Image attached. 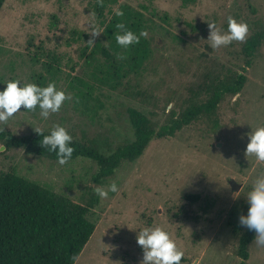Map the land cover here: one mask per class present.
I'll return each mask as SVG.
<instances>
[{
	"label": "rangeland",
	"instance_id": "1",
	"mask_svg": "<svg viewBox=\"0 0 264 264\" xmlns=\"http://www.w3.org/2000/svg\"><path fill=\"white\" fill-rule=\"evenodd\" d=\"M100 1L7 0L0 13V90L10 80L41 87L55 83L71 100L48 119L38 107L21 108L1 130L22 138L61 125L72 141L115 150L131 138L130 110L144 113L148 126L159 129L192 104L206 103L216 83L244 73L243 47L264 30V0H109L103 14L96 10ZM124 5L145 17L153 55L140 77L126 79L114 92L93 80L87 60L93 46L86 42L97 30L94 45L105 43L103 22ZM229 17L247 24L246 40L212 49L208 23L226 32ZM246 75L239 95L226 96L215 113L197 118L175 137L154 139L137 162H124L100 185L93 179L98 166L90 160L62 165L2 143L0 171H15L84 205L98 199L89 216L96 230L76 264H141L136 237L146 227L170 234L184 253L181 264H241L239 241L248 229L239 217L247 214L255 180L264 176V162L245 154L247 134L264 126V42ZM70 76L95 84L96 113L78 105ZM232 179L241 186L238 191L230 186ZM113 182L117 192L106 199L96 194L97 187L107 190ZM249 250L247 264H264V246L254 241Z\"/></svg>",
	"mask_w": 264,
	"mask_h": 264
},
{
	"label": "trees",
	"instance_id": "2",
	"mask_svg": "<svg viewBox=\"0 0 264 264\" xmlns=\"http://www.w3.org/2000/svg\"><path fill=\"white\" fill-rule=\"evenodd\" d=\"M6 2L0 0V13ZM109 2L101 0L96 10L103 14ZM119 10L123 12L122 16L113 12L111 20L103 22L105 43L97 42L87 59L94 67L95 83L114 92L120 90L126 79L140 77L153 55L151 41L147 36H140L141 32L148 31L145 17L128 5ZM112 11L109 9V13ZM121 23L127 30L140 36L139 43L126 49L118 45L116 34L120 30L116 25ZM263 42L264 30L256 32L246 42L243 47L246 64L244 73L216 83L206 103L192 104L159 129L150 128L146 115L132 109L129 112L132 133L126 144L112 150L108 149L110 145L104 147L98 143L86 145L72 141L74 152L70 160L81 158L94 162L98 171L93 179L100 185L104 179L112 177L124 162H137L154 139L175 137L178 131L197 118L215 113L226 96L239 95L248 82L247 68L252 66L255 54ZM89 48H85V51H89ZM31 60L35 64L40 62L35 56ZM47 67L54 70L50 64ZM70 77V88L78 105L85 107L88 113H96L98 108L95 105L100 100L94 95L95 84L81 77ZM38 132L43 135L50 133ZM42 138L37 132L29 137L18 138L0 129V143L7 149H24L29 155L58 162L55 153L41 146ZM188 199L198 201V197L194 196H188ZM97 204V198L84 205L22 177L15 171H0V264H76L96 230V224L89 216ZM255 236V231L248 229L240 238L238 255L242 259L241 264H247L250 258L249 249Z\"/></svg>",
	"mask_w": 264,
	"mask_h": 264
},
{
	"label": "clouds",
	"instance_id": "3",
	"mask_svg": "<svg viewBox=\"0 0 264 264\" xmlns=\"http://www.w3.org/2000/svg\"><path fill=\"white\" fill-rule=\"evenodd\" d=\"M117 16H122L123 12L116 11ZM226 32L217 28L214 22L208 23L210 30L207 41L212 49H218L230 45L233 41L244 42L248 34L246 23L238 22L235 18H228ZM120 30L116 34V42L123 48L139 43L140 36H146L144 32L140 36L127 30L124 24H117ZM92 39L86 43L94 46L95 37L101 34L100 31L93 30ZM3 90H0V124H5L11 117L23 108L33 111L37 107L40 115L48 119L50 115L60 111L65 101L71 100L63 90H59L55 83H49L46 87L38 86L35 83L21 84L18 80H10ZM37 132V131H36ZM42 138L41 146L47 148L58 157L60 164H65L71 159L74 152L72 136L61 125H55L48 135L37 132ZM248 135L246 145V156H254L258 161L264 162V126L252 129ZM96 194L106 199L109 192L118 191L115 182L108 186L107 190L102 187L96 188ZM249 205L246 215L239 217L241 226L255 231V242L258 246H264V176L257 177L252 189L246 197ZM137 244L143 251L141 264H181L184 253L178 248L176 242L170 234L161 227H146L137 232Z\"/></svg>",
	"mask_w": 264,
	"mask_h": 264
},
{
	"label": "water",
	"instance_id": "4",
	"mask_svg": "<svg viewBox=\"0 0 264 264\" xmlns=\"http://www.w3.org/2000/svg\"><path fill=\"white\" fill-rule=\"evenodd\" d=\"M230 186L232 187L233 190L238 191L240 189V185L237 184L236 180L232 179L230 181Z\"/></svg>",
	"mask_w": 264,
	"mask_h": 264
}]
</instances>
